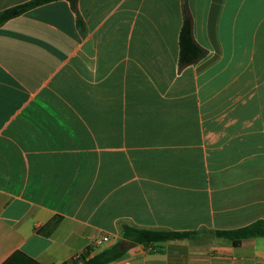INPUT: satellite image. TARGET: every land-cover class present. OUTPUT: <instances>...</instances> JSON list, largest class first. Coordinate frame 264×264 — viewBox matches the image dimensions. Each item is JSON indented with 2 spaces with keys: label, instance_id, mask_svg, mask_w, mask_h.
<instances>
[{
  "label": "crops",
  "instance_id": "0c3cea01",
  "mask_svg": "<svg viewBox=\"0 0 264 264\" xmlns=\"http://www.w3.org/2000/svg\"><path fill=\"white\" fill-rule=\"evenodd\" d=\"M33 0H0V13ZM0 26V264H67L122 226L264 221V0H78ZM205 51L180 68L186 14ZM107 236L109 243L96 245ZM110 264H264V238Z\"/></svg>",
  "mask_w": 264,
  "mask_h": 264
},
{
  "label": "trees",
  "instance_id": "16d2710c",
  "mask_svg": "<svg viewBox=\"0 0 264 264\" xmlns=\"http://www.w3.org/2000/svg\"><path fill=\"white\" fill-rule=\"evenodd\" d=\"M55 1L61 0H33L31 2L9 8L0 13V26L13 18L27 13L35 7ZM65 1H68L72 8L78 12V0ZM204 55L205 51L194 40L192 20L187 13L184 26L180 34V68L183 69L197 63ZM206 233L211 234L215 238L229 241L233 246L238 247L245 243L252 242L255 239L264 238V221H259L237 230L213 232H207L205 230L195 232H172L142 229L125 224L122 226V241L117 242L95 255H92L93 249L88 248L82 255L71 260L67 264H110L121 258L133 244L144 245L145 247L150 248L151 251L159 249L160 252H164V249L158 245L169 241L196 240ZM3 264L40 263L26 256L22 252H16Z\"/></svg>",
  "mask_w": 264,
  "mask_h": 264
},
{
  "label": "built area",
  "instance_id": "2783aa9c",
  "mask_svg": "<svg viewBox=\"0 0 264 264\" xmlns=\"http://www.w3.org/2000/svg\"><path fill=\"white\" fill-rule=\"evenodd\" d=\"M109 242H110V239L107 236H104L102 239L97 240L95 243L97 246H101L102 244H106ZM114 244H116V243H114Z\"/></svg>",
  "mask_w": 264,
  "mask_h": 264
},
{
  "label": "rangeland",
  "instance_id": "374dc122",
  "mask_svg": "<svg viewBox=\"0 0 264 264\" xmlns=\"http://www.w3.org/2000/svg\"><path fill=\"white\" fill-rule=\"evenodd\" d=\"M203 237H205V236H208V237H213L211 234H204V235H202Z\"/></svg>",
  "mask_w": 264,
  "mask_h": 264
}]
</instances>
